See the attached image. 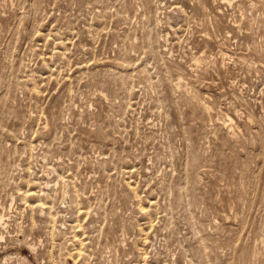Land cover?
Returning a JSON list of instances; mask_svg holds the SVG:
<instances>
[{"label":"rangeland","instance_id":"1","mask_svg":"<svg viewBox=\"0 0 264 264\" xmlns=\"http://www.w3.org/2000/svg\"><path fill=\"white\" fill-rule=\"evenodd\" d=\"M0 264H264V0H0Z\"/></svg>","mask_w":264,"mask_h":264},{"label":"bare ground","instance_id":"2","mask_svg":"<svg viewBox=\"0 0 264 264\" xmlns=\"http://www.w3.org/2000/svg\"><path fill=\"white\" fill-rule=\"evenodd\" d=\"M226 127V126H225ZM234 133V132H233ZM229 134H231V133H229ZM70 190V189H69ZM31 195V194H30ZM26 196H28V195H26ZM42 205V204H41ZM34 207H36V206H34ZM40 208H42L41 206H39ZM42 210V209H41ZM44 210V209H43Z\"/></svg>","mask_w":264,"mask_h":264}]
</instances>
